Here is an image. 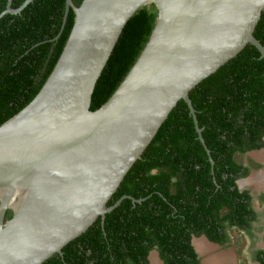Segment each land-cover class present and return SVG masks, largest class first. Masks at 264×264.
<instances>
[{
    "label": "water",
    "instance_id": "1",
    "mask_svg": "<svg viewBox=\"0 0 264 264\" xmlns=\"http://www.w3.org/2000/svg\"><path fill=\"white\" fill-rule=\"evenodd\" d=\"M33 1L13 8L8 0L0 18ZM151 4L158 14L148 42L112 96L92 110L124 28ZM71 7L74 25L51 74L0 125V264H43L123 199L143 201L124 195L108 206L180 100L210 156L190 92L248 44L264 58L255 36L264 0H67L64 24ZM8 210L13 216L5 220Z\"/></svg>",
    "mask_w": 264,
    "mask_h": 264
},
{
    "label": "trees",
    "instance_id": "2",
    "mask_svg": "<svg viewBox=\"0 0 264 264\" xmlns=\"http://www.w3.org/2000/svg\"><path fill=\"white\" fill-rule=\"evenodd\" d=\"M25 0H12L18 8ZM83 0H73L80 6ZM67 0H34L21 13L0 18V125L27 106L54 69L72 31L75 13ZM8 0H0V14ZM157 8L144 6L132 16L99 78L92 110L101 107L135 64L155 27ZM255 36L264 44V11ZM190 98L202 135L180 100L157 135L125 176L108 206L81 236L43 264H149L156 249L165 264H201L193 240L206 236L225 245L237 228L257 237L254 197L238 180L252 168L238 154L264 148V58L248 44L235 58L199 83ZM264 204V193L259 196ZM13 211L6 212L5 220ZM253 261L264 264V249Z\"/></svg>",
    "mask_w": 264,
    "mask_h": 264
},
{
    "label": "rangeland",
    "instance_id": "3",
    "mask_svg": "<svg viewBox=\"0 0 264 264\" xmlns=\"http://www.w3.org/2000/svg\"><path fill=\"white\" fill-rule=\"evenodd\" d=\"M237 160L252 168L247 181L243 183L246 188L257 192L264 189V148L260 151H253L246 154H238ZM242 185V186H243ZM254 206L259 214H264V205L258 196L254 199ZM231 242L226 245H220L210 241L206 236H202L195 241L197 250L204 258V264H245L252 262L253 238L242 231L236 229L230 230ZM256 245L263 246L261 233H258ZM205 244L206 248H199ZM154 264L160 263L158 254H153Z\"/></svg>",
    "mask_w": 264,
    "mask_h": 264
},
{
    "label": "flooded vegetation",
    "instance_id": "4",
    "mask_svg": "<svg viewBox=\"0 0 264 264\" xmlns=\"http://www.w3.org/2000/svg\"><path fill=\"white\" fill-rule=\"evenodd\" d=\"M246 165V164H245ZM247 166V165H246ZM247 178L248 177H246V178H242L243 180H241V185H243V183L244 182H246L247 181ZM246 180V181H245ZM239 181V180H238ZM239 187H240V185H239ZM243 190H248V191H250L251 192V194L253 195V197H254V199L258 196V198H259V196L262 194V193H264V189L263 190H261V191H257V192H254V191H252L250 188H246L245 187V185H243ZM253 199V201H255ZM263 204V203H262ZM264 205V204H263ZM255 208V207H254ZM255 210H256V208H255ZM257 211V210H256ZM258 213H259V211H257ZM254 226L255 227H260V228H262L263 227V230H264V214H259V216H258V222H255V224H254ZM233 229H236L237 231H239L236 227L235 228H233ZM233 229H231V230H233ZM230 232V231H229ZM243 232V231H242ZM261 235H262V240H263V246H258V245H256L257 244V242L258 241H256L257 239H258V233H256V236L257 237H255V238H253V246H252V250H253V254H252V262H253V255H254V252L256 251V250H261V249H264V232L263 233H261ZM202 237V236H201ZM200 237V238H201ZM197 240L198 238H194V240ZM194 240H193V242H194ZM195 240V241H196ZM218 244V243H217ZM229 243H226L225 245L227 246ZM199 248H206L205 247V244H202V245H200V247ZM158 254V256H159V260H160V263H158V264H165V262L163 261V259H161V257H160V254H159V252L156 250V249H154V250H152L151 252H150V255H149V257H148V259H149V264H154V260L152 259V256H153V254ZM202 256H204V255H202V254H199V258L201 259V264H204L205 262H204V258L202 257ZM245 264H258V263H255V262H253V263H245Z\"/></svg>",
    "mask_w": 264,
    "mask_h": 264
}]
</instances>
